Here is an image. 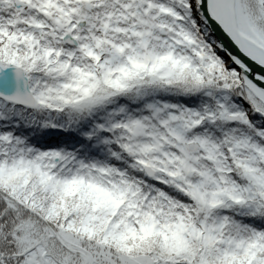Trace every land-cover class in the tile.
Listing matches in <instances>:
<instances>
[{
  "label": "snow or ice",
  "instance_id": "6c2138e0",
  "mask_svg": "<svg viewBox=\"0 0 264 264\" xmlns=\"http://www.w3.org/2000/svg\"><path fill=\"white\" fill-rule=\"evenodd\" d=\"M0 264H264V0H0Z\"/></svg>",
  "mask_w": 264,
  "mask_h": 264
}]
</instances>
